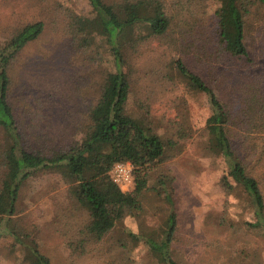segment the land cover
<instances>
[{
  "label": "rangeland",
  "instance_id": "374dc122",
  "mask_svg": "<svg viewBox=\"0 0 264 264\" xmlns=\"http://www.w3.org/2000/svg\"><path fill=\"white\" fill-rule=\"evenodd\" d=\"M68 7L85 20L94 16L86 0H0V46L20 23L37 15L46 23L43 35L8 68V101L19 131L34 149L66 148L80 137L100 85L116 71L100 41L88 50L72 48L58 17L59 10ZM202 8L204 19L189 36L195 45L182 55L187 66L224 102L236 101L237 88L252 80L264 92V0H254L244 17L248 55L240 59L202 57L216 46L218 2L209 0ZM126 60V112L139 121L145 137L160 145L157 157L148 155L152 189L144 195L142 211L127 215L122 227L102 240H87L84 249L75 250L71 244L78 240L76 232L86 223L88 210L77 201L74 183L61 180L56 171L38 172L24 184L15 214L3 221L0 264H30L34 245L50 264H157L142 241L132 246L123 235H139L166 217L168 206L156 190H165L173 201L176 231L171 255L177 264H264V231L252 226L253 209L246 194L214 151L205 128L210 114L206 98L174 72L161 41L139 47ZM239 132H230L236 146ZM131 144L148 153L141 139L131 138ZM2 175L0 165V181Z\"/></svg>",
  "mask_w": 264,
  "mask_h": 264
},
{
  "label": "trees",
  "instance_id": "16d2710c",
  "mask_svg": "<svg viewBox=\"0 0 264 264\" xmlns=\"http://www.w3.org/2000/svg\"><path fill=\"white\" fill-rule=\"evenodd\" d=\"M94 16L79 17L67 8L58 17L64 35L76 51L92 48L96 41L107 47L116 71L108 75L90 105L81 135L66 148L34 149L19 131L8 101V68L18 61L21 52L44 33L46 23L41 15L20 23L0 46V229L5 218L16 211L24 184L38 172L56 171L59 178L74 183L77 201L88 210V219L76 232L71 246L84 249L88 241H100L122 227L127 215L142 211L145 193L150 189L149 154L157 157L160 145L145 137L138 120L129 116L125 105L129 95V80L124 73L127 56L151 41H161L171 58L174 72L193 92L206 98L210 114L205 128L214 141V151L227 167V174L246 194L253 209V227L264 231V92L256 80L240 85L236 101L224 102L201 76L186 64L184 51L194 47L189 36L204 18L202 7L209 0H86ZM218 2L214 30L215 47L201 53L205 60H218L223 55L247 57L244 44V17L254 0H214ZM123 17V19H121ZM141 30V32H140ZM185 52V53H186ZM240 131L239 144H234L230 132ZM141 139L148 153L143 154L131 144V138ZM238 142V141H237ZM117 163H130L134 188L122 192L109 177ZM225 183V182H224ZM159 185L163 187L164 181ZM227 188H231L226 184ZM168 206L166 217L159 225L145 227L139 235L123 231L131 245L143 242L157 264H177L171 255L176 231L173 201L165 190ZM165 192V193H164ZM157 227L160 232H153ZM88 240V241H87ZM133 247H131L132 249ZM30 264H50L37 247L31 246Z\"/></svg>",
  "mask_w": 264,
  "mask_h": 264
},
{
  "label": "built area",
  "instance_id": "2783aa9c",
  "mask_svg": "<svg viewBox=\"0 0 264 264\" xmlns=\"http://www.w3.org/2000/svg\"><path fill=\"white\" fill-rule=\"evenodd\" d=\"M112 183L122 192H128L134 188V178L132 176V166L130 163H117L109 172Z\"/></svg>",
  "mask_w": 264,
  "mask_h": 264
}]
</instances>
